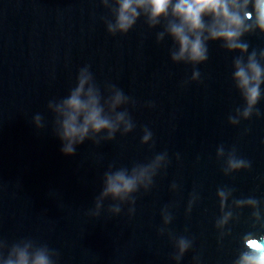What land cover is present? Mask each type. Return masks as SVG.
<instances>
[{
	"label": "water",
	"instance_id": "1",
	"mask_svg": "<svg viewBox=\"0 0 264 264\" xmlns=\"http://www.w3.org/2000/svg\"><path fill=\"white\" fill-rule=\"evenodd\" d=\"M123 4L0 0V264H242L264 246V32L246 20L230 48L205 16L192 60L171 4ZM77 88L110 126L65 154Z\"/></svg>",
	"mask_w": 264,
	"mask_h": 264
},
{
	"label": "clouds",
	"instance_id": "2",
	"mask_svg": "<svg viewBox=\"0 0 264 264\" xmlns=\"http://www.w3.org/2000/svg\"><path fill=\"white\" fill-rule=\"evenodd\" d=\"M149 2L153 17L166 13L169 5H172V12L179 18L180 23L172 25L171 33L179 44L180 55L187 53L192 60L206 58V47L202 44L198 34L205 26L203 20L205 16H210L214 22V27L210 31L211 39L232 42L228 45L230 48L244 50L248 47L246 43L235 40L236 37L242 35L239 29L246 20L254 18L257 29L264 32V0H243V3H240V0H175V3H172V0H149ZM130 3L131 0H124L122 8L128 9ZM127 19V16L121 15L122 28L126 26L123 22ZM185 26H187L189 32L197 33L195 39H191L189 35L185 34ZM250 67L257 75L260 74L257 65L253 64ZM236 76L241 79L243 84L248 83V77L244 69L241 68ZM83 84L84 80L82 79L80 81L81 88ZM249 91L251 96L258 95L257 88H251ZM79 92L80 88H77L76 92L65 103L68 113L63 123L62 138L69 141V146L64 149L65 154L72 153L71 142L77 137L82 140L89 126L94 131L110 126L109 121L101 117L100 109L95 107V100L92 99L88 104H85L79 99ZM82 111L84 112L83 124L78 125L77 116ZM121 184L128 187L130 182L117 175L111 184L110 190L119 192ZM17 264H27L23 253H21ZM33 264H47V262L43 256H38ZM242 264H264V246L261 249H254L252 253L246 255L242 259Z\"/></svg>",
	"mask_w": 264,
	"mask_h": 264
}]
</instances>
